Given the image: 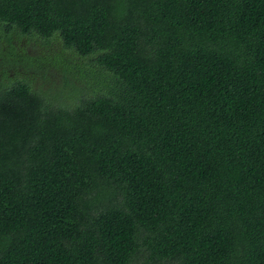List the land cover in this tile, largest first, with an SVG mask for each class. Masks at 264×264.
<instances>
[{"label": "trees", "instance_id": "16d2710c", "mask_svg": "<svg viewBox=\"0 0 264 264\" xmlns=\"http://www.w3.org/2000/svg\"><path fill=\"white\" fill-rule=\"evenodd\" d=\"M0 264H264V0H0Z\"/></svg>", "mask_w": 264, "mask_h": 264}, {"label": "rangeland", "instance_id": "374dc122", "mask_svg": "<svg viewBox=\"0 0 264 264\" xmlns=\"http://www.w3.org/2000/svg\"><path fill=\"white\" fill-rule=\"evenodd\" d=\"M28 49H30V46H28Z\"/></svg>", "mask_w": 264, "mask_h": 264}]
</instances>
